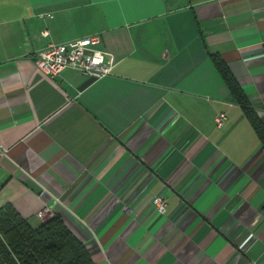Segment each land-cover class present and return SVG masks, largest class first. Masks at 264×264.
I'll return each instance as SVG.
<instances>
[{
  "label": "crops",
  "instance_id": "crops-1",
  "mask_svg": "<svg viewBox=\"0 0 264 264\" xmlns=\"http://www.w3.org/2000/svg\"><path fill=\"white\" fill-rule=\"evenodd\" d=\"M93 33L108 75L34 66ZM210 54L264 128V0H0V206L97 264H264V141Z\"/></svg>",
  "mask_w": 264,
  "mask_h": 264
},
{
  "label": "trees",
  "instance_id": "trees-1",
  "mask_svg": "<svg viewBox=\"0 0 264 264\" xmlns=\"http://www.w3.org/2000/svg\"><path fill=\"white\" fill-rule=\"evenodd\" d=\"M210 60L257 137L264 128L240 85L218 54ZM0 264H97L86 246L53 213L36 225L22 217L10 203L0 206Z\"/></svg>",
  "mask_w": 264,
  "mask_h": 264
},
{
  "label": "built area",
  "instance_id": "built-area-1",
  "mask_svg": "<svg viewBox=\"0 0 264 264\" xmlns=\"http://www.w3.org/2000/svg\"><path fill=\"white\" fill-rule=\"evenodd\" d=\"M99 42L98 33L61 43L50 42L35 54L33 64L49 77L69 68L91 79H98L108 75L112 67L111 57H106L105 52L98 48ZM224 118L223 112L217 113L214 116V125L220 127ZM3 152L0 147V155H3ZM150 203L159 213L164 211L165 200L160 195L152 196ZM35 216L42 218L43 211H37Z\"/></svg>",
  "mask_w": 264,
  "mask_h": 264
}]
</instances>
